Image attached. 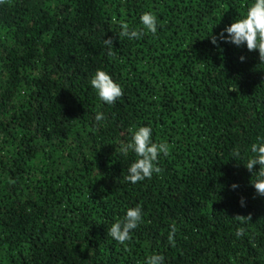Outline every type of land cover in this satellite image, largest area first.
<instances>
[{
	"label": "trees",
	"instance_id": "1",
	"mask_svg": "<svg viewBox=\"0 0 264 264\" xmlns=\"http://www.w3.org/2000/svg\"><path fill=\"white\" fill-rule=\"evenodd\" d=\"M251 3L0 0V264H264L259 166L243 165L264 138V63L210 37ZM145 12L155 35L119 36L122 22L142 29ZM97 69L122 88L111 105L90 86ZM141 126L169 152L159 174L131 184L137 157L120 146ZM136 206L130 238L108 237Z\"/></svg>",
	"mask_w": 264,
	"mask_h": 264
},
{
	"label": "clouds",
	"instance_id": "2",
	"mask_svg": "<svg viewBox=\"0 0 264 264\" xmlns=\"http://www.w3.org/2000/svg\"><path fill=\"white\" fill-rule=\"evenodd\" d=\"M142 29H130L126 23L120 24V37H126L129 40L140 39L145 32L155 35L157 33V17L151 12H145L140 16ZM225 33L227 35H225ZM213 45L219 47L218 41L228 42L237 47H245L249 51H258L261 63H264V0H252L248 6L246 14L240 19L234 20L229 26H226L219 36L211 35ZM108 55H112L113 40L105 39L103 41ZM245 58L242 56L240 60L243 62ZM90 86L95 90L99 100L105 104H113L122 94L121 86L114 82L112 77L105 71L97 69L94 75L90 78ZM97 122L105 120L103 113H97L95 116ZM250 150L252 156L248 157L244 167L249 172H252L255 166H259V171L255 172L251 184L260 196H264V138H259L258 142L251 144ZM120 151L125 155L132 151L136 154L137 159L127 167V174L123 175L122 179L125 182L136 184L145 179H151L153 174L161 172L157 166L160 155H168L169 145L165 143H154L152 139V129L150 126L138 127L127 144L120 146ZM234 160L241 159L239 149H234L231 153ZM232 189L239 187L237 184H232ZM240 204L243 207L245 204L244 198H241ZM250 219V217H248ZM142 223V207H130L126 210V214L122 219L116 220L107 228V236L119 244H123L130 238L132 230L136 229ZM176 229L175 225L168 235L170 244L175 243ZM243 234V229L237 231L236 235ZM146 264H165V257L162 254H153L147 258Z\"/></svg>",
	"mask_w": 264,
	"mask_h": 264
}]
</instances>
